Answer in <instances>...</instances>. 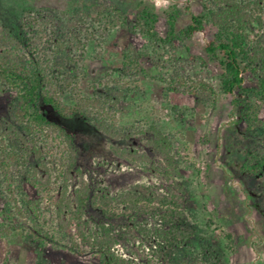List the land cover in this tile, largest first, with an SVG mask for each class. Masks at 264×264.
<instances>
[{"label": "trees", "instance_id": "obj_1", "mask_svg": "<svg viewBox=\"0 0 264 264\" xmlns=\"http://www.w3.org/2000/svg\"><path fill=\"white\" fill-rule=\"evenodd\" d=\"M38 1L0 0V94L15 93L7 115L0 116V239L21 234L63 246L67 252L85 254L82 247L89 248L98 255L99 264H135L116 254L119 238L113 220L126 213L140 215L142 208L150 207L169 225L168 248H183L193 237L180 225L185 217V190L178 181L174 144L158 124L146 131L145 151L113 148L112 155L131 166L152 162L151 155L161 158L164 166L156 172L169 183L167 194L159 199L138 194L110 197L86 183L71 191V181L83 176L77 167L74 138L42 109L64 120L81 118L113 140L130 138L117 130V109L129 78L145 72L144 55L129 47L122 53V77L95 83L92 94L84 92L82 82L87 76V42L104 40L111 30L132 25L155 46L173 51L202 34L207 59L221 70L220 92L232 98L239 121L257 135L264 128L261 105L256 103L264 105V44L252 45L249 29L262 23L263 0H203L202 12L191 14L182 28H178L182 11L174 5L165 14L166 38L157 33L160 15L148 7L134 18L109 1L64 0V10L40 8ZM245 76L256 79L257 87L248 88ZM107 88L109 95L101 93ZM168 91L191 95L200 103L217 94L207 74L178 76ZM239 173L260 181L259 195L264 199V145H252ZM89 209L100 212L110 227L102 223L100 231H89L84 219ZM224 239L231 251L245 243L244 237L234 233L224 234Z\"/></svg>", "mask_w": 264, "mask_h": 264}, {"label": "rangeland", "instance_id": "obj_2", "mask_svg": "<svg viewBox=\"0 0 264 264\" xmlns=\"http://www.w3.org/2000/svg\"><path fill=\"white\" fill-rule=\"evenodd\" d=\"M105 1L115 3L134 18L145 7L156 11L160 15L156 28L161 38L168 35L165 14L169 8L175 5L182 11L178 28L189 23L191 14L203 10V0H100ZM37 6L64 10L66 1L40 0ZM130 27L113 29L106 39L87 42V76L82 82L84 92L92 94L95 83L122 77V53L129 47L144 55L141 61L145 72L135 80L129 78L128 90L117 109V130L130 138L113 140L81 118L64 120L54 111L42 109L74 138L77 167L83 176H75L71 191L86 183L110 197L165 196L169 183L156 172L164 166L161 158L151 155L152 162L131 166L112 155L113 148L145 151L146 131L156 123L174 144L180 170L178 181L185 190V217L180 225L193 237L183 248H168L169 225L150 207H144L140 215L126 213L113 220L119 238L114 246L116 254L135 264H264V199L259 195L260 181L239 173L252 145H264V128L255 135L239 121L240 113L233 108L232 98L220 92L221 70L207 59L202 34L194 35L185 46L173 51L161 44L155 46ZM249 32L252 45L264 44V14L262 23L251 25ZM201 74H207L216 89L214 98L207 96L200 103L191 95L168 91L172 79ZM245 82L250 89L257 87L256 79L249 76H245ZM109 89H102L101 93L109 95ZM14 102L15 93L0 94V116L7 115ZM256 103L261 105L259 118L264 122V105ZM2 206L0 199V209ZM84 219L92 232L100 231L102 223L110 227L95 210L89 209ZM226 233L244 237L245 243L235 251L229 250ZM74 239L79 241L76 236ZM82 249L85 254L67 252L63 246L16 234L8 240L0 239V264H99L95 252Z\"/></svg>", "mask_w": 264, "mask_h": 264}]
</instances>
